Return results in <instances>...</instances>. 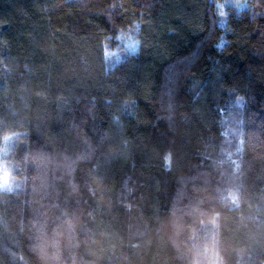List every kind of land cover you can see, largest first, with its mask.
I'll list each match as a JSON object with an SVG mask.
<instances>
[{
	"label": "trees",
	"instance_id": "16d2710c",
	"mask_svg": "<svg viewBox=\"0 0 264 264\" xmlns=\"http://www.w3.org/2000/svg\"><path fill=\"white\" fill-rule=\"evenodd\" d=\"M0 149V264H264V0H0Z\"/></svg>",
	"mask_w": 264,
	"mask_h": 264
},
{
	"label": "clouds",
	"instance_id": "9594fccd",
	"mask_svg": "<svg viewBox=\"0 0 264 264\" xmlns=\"http://www.w3.org/2000/svg\"><path fill=\"white\" fill-rule=\"evenodd\" d=\"M6 156L7 151L0 149V192L12 191L18 183L14 167ZM59 246V240H53V247L59 249Z\"/></svg>",
	"mask_w": 264,
	"mask_h": 264
},
{
	"label": "rangeland",
	"instance_id": "374dc122",
	"mask_svg": "<svg viewBox=\"0 0 264 264\" xmlns=\"http://www.w3.org/2000/svg\"><path fill=\"white\" fill-rule=\"evenodd\" d=\"M126 46L130 49V50H134L135 49V42L130 39L127 43H126ZM122 55V50H118L116 52H113V51H109V50H105V57L106 59L112 63L116 60H118Z\"/></svg>",
	"mask_w": 264,
	"mask_h": 264
}]
</instances>
